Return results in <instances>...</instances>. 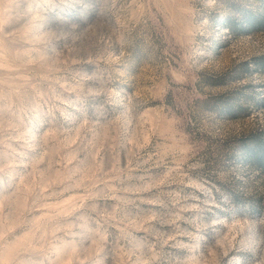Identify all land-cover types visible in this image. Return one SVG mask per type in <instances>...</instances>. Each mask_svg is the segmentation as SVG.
<instances>
[{"label":"rangeland","instance_id":"1","mask_svg":"<svg viewBox=\"0 0 264 264\" xmlns=\"http://www.w3.org/2000/svg\"><path fill=\"white\" fill-rule=\"evenodd\" d=\"M42 2L0 0V37ZM262 13L264 0H47L38 31L59 38L42 50L79 58L71 70L104 69L129 132L140 112L152 117L151 143L140 150L150 166L129 182L151 187L124 209L138 226L119 244L109 229L106 264H264Z\"/></svg>","mask_w":264,"mask_h":264},{"label":"clouds","instance_id":"2","mask_svg":"<svg viewBox=\"0 0 264 264\" xmlns=\"http://www.w3.org/2000/svg\"><path fill=\"white\" fill-rule=\"evenodd\" d=\"M11 7L3 6L4 23ZM36 9L26 24L0 37V264H106L101 253L109 229L117 230L119 244L136 228L124 209L151 187L129 182L135 170L150 166L152 156L140 150L151 143L145 124L152 117L148 109L140 112L129 132L112 107L115 93L104 69L71 70L79 58L42 50L59 37L38 31L47 0ZM83 51L86 64L92 56ZM52 199L64 207L52 211Z\"/></svg>","mask_w":264,"mask_h":264},{"label":"trees","instance_id":"3","mask_svg":"<svg viewBox=\"0 0 264 264\" xmlns=\"http://www.w3.org/2000/svg\"><path fill=\"white\" fill-rule=\"evenodd\" d=\"M257 23L259 24V27L264 30V13L260 14V17L258 16Z\"/></svg>","mask_w":264,"mask_h":264}]
</instances>
